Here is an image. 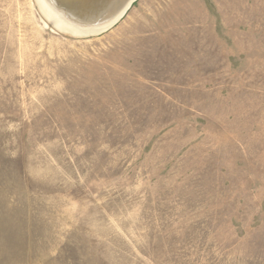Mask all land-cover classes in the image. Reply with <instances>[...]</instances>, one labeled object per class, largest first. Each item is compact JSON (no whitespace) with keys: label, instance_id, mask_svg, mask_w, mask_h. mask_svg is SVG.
<instances>
[{"label":"rangeland","instance_id":"1","mask_svg":"<svg viewBox=\"0 0 264 264\" xmlns=\"http://www.w3.org/2000/svg\"><path fill=\"white\" fill-rule=\"evenodd\" d=\"M0 264H264V0H0Z\"/></svg>","mask_w":264,"mask_h":264},{"label":"water","instance_id":"2","mask_svg":"<svg viewBox=\"0 0 264 264\" xmlns=\"http://www.w3.org/2000/svg\"><path fill=\"white\" fill-rule=\"evenodd\" d=\"M136 1L110 0V6L104 10L92 9L86 6L84 0H53L54 4L62 9L61 12L70 18L72 24L80 27L75 33H69L74 36H97L109 31L125 17ZM49 22L61 31L54 22L51 20ZM70 30L72 31L73 28Z\"/></svg>","mask_w":264,"mask_h":264},{"label":"bare ground","instance_id":"3","mask_svg":"<svg viewBox=\"0 0 264 264\" xmlns=\"http://www.w3.org/2000/svg\"><path fill=\"white\" fill-rule=\"evenodd\" d=\"M37 4L43 13V15L55 23L61 31L65 33H75L76 30H80V27L72 24L70 18L61 12L53 2V0H36ZM86 6L92 7V9L103 8L104 10L110 6V0H84ZM64 13V14H63ZM69 26V27H68ZM73 28L71 31L70 29Z\"/></svg>","mask_w":264,"mask_h":264}]
</instances>
